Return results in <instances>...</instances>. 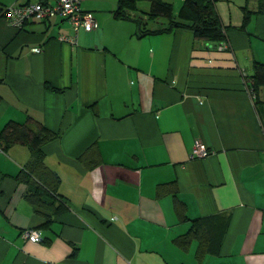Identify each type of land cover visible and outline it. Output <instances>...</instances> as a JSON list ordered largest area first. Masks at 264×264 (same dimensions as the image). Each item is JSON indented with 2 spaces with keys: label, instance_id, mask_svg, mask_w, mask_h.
<instances>
[{
  "label": "crops",
  "instance_id": "1",
  "mask_svg": "<svg viewBox=\"0 0 264 264\" xmlns=\"http://www.w3.org/2000/svg\"><path fill=\"white\" fill-rule=\"evenodd\" d=\"M81 6L98 26L80 27L74 44L59 38L74 34L60 16L21 27L0 17V129L31 116L59 132L45 163L69 203L40 240L23 237L44 220L16 177L30 150L0 148V264H264V86L247 85L264 62V14L241 27L257 0H215L226 26L216 43L182 27L139 37L136 21L114 16L117 0ZM197 140L209 153L190 158ZM219 215L218 253L198 258L197 239L175 240L191 219Z\"/></svg>",
  "mask_w": 264,
  "mask_h": 264
},
{
  "label": "trees",
  "instance_id": "2",
  "mask_svg": "<svg viewBox=\"0 0 264 264\" xmlns=\"http://www.w3.org/2000/svg\"><path fill=\"white\" fill-rule=\"evenodd\" d=\"M140 0H117L114 16L117 18L132 19L137 22L139 37L147 34L169 32L175 28H188L194 32L195 38L211 42H219L226 39V26L215 7V0H182L177 12L171 0H148V10H139ZM243 21L241 27H245L253 13L264 14V0H257V7L251 10L243 6ZM8 6L0 1V17L7 15ZM157 22V27H149L148 21ZM251 93L258 94L264 86V62H253V73L247 80ZM1 100V95H0ZM59 132L46 126L42 121L28 116L25 121L10 119L0 129V148L21 143L28 146L30 158L17 174L19 181L26 184L25 197L43 216V222L36 229H42L50 225L52 218L69 209V203L65 196L59 192L60 177L56 171L45 163L46 145L53 141ZM96 148L90 145L80 155L87 160L88 165L97 163ZM93 154V155H92ZM164 184H159L158 192L162 191ZM175 210L180 219H188L186 205L175 197ZM197 217L191 219L189 229L175 240L183 244L193 238L198 240L197 257L204 254L218 253L221 236L227 224L226 216ZM223 217V218H222ZM212 220L217 221L216 227Z\"/></svg>",
  "mask_w": 264,
  "mask_h": 264
},
{
  "label": "built area",
  "instance_id": "3",
  "mask_svg": "<svg viewBox=\"0 0 264 264\" xmlns=\"http://www.w3.org/2000/svg\"><path fill=\"white\" fill-rule=\"evenodd\" d=\"M83 0H54L53 3H44L42 1L27 2L24 4L8 6L6 17L14 25L21 27L25 20L29 18L47 19L51 16H60L69 21L74 30V34L67 36L61 35L59 38L63 41H68L72 44L76 43V33L80 27L86 30L94 29L98 23L91 11L84 10L81 6ZM219 48L226 47L225 42L218 44ZM34 51H40L39 46L32 48ZM209 153L206 145L197 140L193 144L189 157H204ZM22 236L32 241H38L42 238L38 229H25L22 231Z\"/></svg>",
  "mask_w": 264,
  "mask_h": 264
},
{
  "label": "rangeland",
  "instance_id": "4",
  "mask_svg": "<svg viewBox=\"0 0 264 264\" xmlns=\"http://www.w3.org/2000/svg\"><path fill=\"white\" fill-rule=\"evenodd\" d=\"M171 1L174 4V8L176 9L178 7V1L177 0H171ZM149 5H150V3H149L148 0H140L138 2L139 10H141V11L142 10H148L149 9ZM149 25L150 26H155V25H157V22L154 21V20H150Z\"/></svg>",
  "mask_w": 264,
  "mask_h": 264
}]
</instances>
